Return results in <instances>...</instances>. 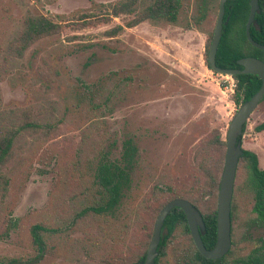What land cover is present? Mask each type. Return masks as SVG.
Returning <instances> with one entry per match:
<instances>
[{
  "label": "rangeland",
  "instance_id": "1",
  "mask_svg": "<svg viewBox=\"0 0 264 264\" xmlns=\"http://www.w3.org/2000/svg\"><path fill=\"white\" fill-rule=\"evenodd\" d=\"M115 1L0 0V137L17 130L0 168V261L134 264L163 202L183 197L201 213L216 209L227 127L239 106L233 78L206 64L220 0H180L175 22L145 20L109 36L129 19L105 18L103 4ZM36 15L61 30L19 52L25 18ZM262 121L264 99L241 137L264 169V130L254 129ZM126 143L135 154L106 206L111 196L96 169ZM252 185L240 160L231 248L220 264L264 253ZM35 225L43 228L41 253ZM193 252L182 222L157 264H188Z\"/></svg>",
  "mask_w": 264,
  "mask_h": 264
},
{
  "label": "trees",
  "instance_id": "2",
  "mask_svg": "<svg viewBox=\"0 0 264 264\" xmlns=\"http://www.w3.org/2000/svg\"><path fill=\"white\" fill-rule=\"evenodd\" d=\"M258 4L259 8L255 13L254 21L250 26V34L255 41L264 44V0H258ZM103 7L106 11L105 18L116 17L119 15H126L129 17L124 24L116 25L106 31L109 36H114L124 27H132L145 20L154 23L175 22L179 12L180 0H117L115 2L105 3L103 4ZM248 12L249 0H226L222 35L215 55V63L217 67L240 68V66L236 64V60L245 56H254L264 61V50L251 45L245 35V24ZM100 20L101 19H97L93 24L104 22ZM24 23L25 28L19 35L17 42L19 52L23 51L30 42L57 33L62 27L60 23L53 22L42 15L28 16L25 18ZM206 64L209 67L207 58ZM231 77L234 80L232 99L236 105H240L247 100L261 85L260 78L255 74L239 73L234 74ZM263 99L264 95L261 100ZM245 125L243 126V132L245 130ZM254 129L256 131L264 130V121L255 125ZM16 133L17 130H8L5 135L0 137V168L11 155V146ZM241 137L242 136H240L239 139H241ZM217 142L223 143L219 138L217 139ZM134 154L135 149L130 148L126 143L124 150L118 158L109 161L107 160V157L99 162L95 173V180L104 191L110 193L111 197L107 201L106 206L111 205V201L117 196L121 184L127 179L129 171L128 164L133 159ZM240 160L246 162L247 168L252 177L254 191L253 210L256 213L257 218L264 222V169L260 168L257 155L250 149L242 148V155L240 156L239 161ZM217 186L219 187V184L216 185L215 188H217ZM168 201L169 200L163 202L160 205V209ZM192 205L198 209L195 204L192 203ZM91 209L96 210L95 207H91ZM200 214L204 224V229L201 231V239L206 248H212L216 240V209L204 213L200 212ZM76 216L78 217V213ZM230 218L232 219L231 211ZM182 222L184 223L185 232L190 234L182 209L179 207L172 208L163 222L161 238L158 245V256L155 258L154 264H157L159 257L165 254L167 239L172 234L175 226ZM42 229L43 228L39 225H35L31 229L32 239L37 246L39 253L43 250V240L40 236V231ZM144 256L145 252L138 260H143ZM224 257L225 256L219 259L205 258L199 253L194 245V252L189 263L220 264ZM0 264H24V262L18 258H6L5 260L0 261ZM243 264H264V253L261 255H256L255 253L248 255L244 259Z\"/></svg>",
  "mask_w": 264,
  "mask_h": 264
},
{
  "label": "water",
  "instance_id": "3",
  "mask_svg": "<svg viewBox=\"0 0 264 264\" xmlns=\"http://www.w3.org/2000/svg\"><path fill=\"white\" fill-rule=\"evenodd\" d=\"M226 0H220L216 22L212 32L211 41L207 52L209 69L214 72L233 76L239 73H251L261 80L258 90L247 100L241 103L232 116L225 137V156L219 180L216 204V240L212 248H206L201 231L204 229L202 217L198 209L185 198H174L166 202L159 210L153 223L151 237L142 261L134 264H154L158 256V245L161 238L163 222L174 207L182 209L192 241L199 253L208 259H219L225 256L231 248V200L236 169L242 155V141L239 139L243 133V126L250 114L257 107L264 95V61L254 56H245L236 60L240 68H219L215 63V55L222 35L223 18ZM259 8L258 0H249V12L245 24V35L251 45L264 50V44L255 41L250 34V26L254 21L255 13Z\"/></svg>",
  "mask_w": 264,
  "mask_h": 264
},
{
  "label": "flooded vegetation",
  "instance_id": "4",
  "mask_svg": "<svg viewBox=\"0 0 264 264\" xmlns=\"http://www.w3.org/2000/svg\"><path fill=\"white\" fill-rule=\"evenodd\" d=\"M146 253V252H145ZM145 257V256H144ZM142 261V260H141ZM139 262V261H138ZM136 263V262H135Z\"/></svg>",
  "mask_w": 264,
  "mask_h": 264
},
{
  "label": "built area",
  "instance_id": "5",
  "mask_svg": "<svg viewBox=\"0 0 264 264\" xmlns=\"http://www.w3.org/2000/svg\"><path fill=\"white\" fill-rule=\"evenodd\" d=\"M233 85V84H232ZM233 87H234V85H233Z\"/></svg>",
  "mask_w": 264,
  "mask_h": 264
}]
</instances>
